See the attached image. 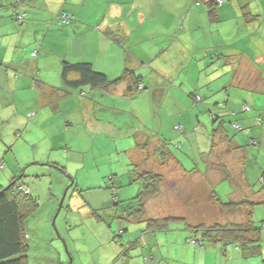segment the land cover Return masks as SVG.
Returning a JSON list of instances; mask_svg holds the SVG:
<instances>
[{"label":"crops","instance_id":"crops-1","mask_svg":"<svg viewBox=\"0 0 264 264\" xmlns=\"http://www.w3.org/2000/svg\"><path fill=\"white\" fill-rule=\"evenodd\" d=\"M24 2L17 6L23 17L18 21L14 0H0V159L8 164L7 175L31 172L39 175L52 165L63 167L71 175L75 167L78 174L85 166L84 159L72 151L79 142L75 126L80 120L86 132L93 136L92 146L94 132L99 127L112 133L128 129L125 134L132 142L127 141L123 151L130 164L159 171L164 176L160 193L146 200L144 221L137 213V201L133 200L141 191V181L131 180V176L125 181L124 174L110 161L109 170L99 167L92 174L91 179L96 183L90 182L86 190L102 189L101 178L110 172L118 185L117 202H113V193L106 191L99 203H89L90 209L104 211L102 215L106 218L100 220L91 213L94 220L107 228L117 223L118 232H123V245L112 237L116 246L103 255L108 261L125 260L141 242L135 237L124 239L127 226L144 227L146 222L143 232L149 233L154 226H149L148 219L176 217L173 219L186 220L190 233L197 235L200 232L192 231L193 227L238 222L237 212L246 214L244 207L225 210L226 202L261 200L264 195V0H229L220 9L219 20H212L207 12L200 10L195 0ZM61 11L73 13L75 19L64 26L55 24L54 16ZM110 30L133 36V41L128 43L132 47L130 56L110 37ZM36 50L37 54L33 55ZM63 59L89 61L112 80L126 67L133 68L144 77V91L128 95L129 85L121 81L103 88L87 85L82 88L86 95L78 91L65 93L60 90ZM197 94L201 101L195 100ZM244 105L250 111L244 110ZM32 112L35 114L30 115ZM123 113L135 116L132 125L120 117ZM259 117L263 118L260 125ZM98 121L106 124L99 125ZM219 121L224 122V127ZM235 122L249 130V136L236 130ZM178 124L183 125L182 131L174 128ZM251 138L258 143L251 142ZM159 147L170 150L166 159L165 155L160 156ZM183 148L187 154H194L198 160L196 167L189 158L176 153L175 150ZM0 176L5 178L4 174ZM191 181L198 189L182 200L181 214L151 217L149 203L171 202L178 195L177 186L183 193L184 186H190ZM200 192L203 204L211 205L212 215L205 220L199 212L192 213V205L200 202ZM168 195L171 196L167 198ZM217 209L220 217L214 215ZM224 212L229 214L225 223L221 220ZM244 220L242 217L241 221ZM106 235L100 240H106L108 231ZM144 243L150 244L146 235ZM127 248L130 249L121 255ZM160 256L163 259V252ZM147 258L143 264L154 256ZM105 262L99 257L93 264ZM151 264L162 263L153 260Z\"/></svg>","mask_w":264,"mask_h":264},{"label":"rangeland","instance_id":"rangeland-1","mask_svg":"<svg viewBox=\"0 0 264 264\" xmlns=\"http://www.w3.org/2000/svg\"><path fill=\"white\" fill-rule=\"evenodd\" d=\"M120 117L125 122H130L131 125L135 118L131 113H123ZM101 123L106 124L103 121H98L97 124L100 125ZM75 128L79 135V142L76 147H73L72 153L80 159L83 158L85 165L78 174L75 173L77 170L75 167L74 174L71 175L62 170L61 167L52 165L43 169L39 175L31 172L22 178V182L30 186L31 191L39 201V206L27 216L24 222V230L30 236L27 252L28 264H93V261L99 257L106 261L103 264H121L126 260L130 264H143L142 261L145 256H154L147 264H151L153 260L162 264H180L185 261H189L190 264H264V233L261 241L262 253L245 257L242 251L233 244H229L225 248L222 247L221 242L214 243L205 240L203 244H199L194 239H200L202 235L190 233L188 222L183 219L165 220L167 222L165 227L150 228L149 233L143 232L147 226L146 222L144 227L137 225L135 228H130L127 226L124 239L135 237L141 242L132 249L131 254L126 256L125 260L119 258L115 262L113 260L108 261L103 255L109 254L115 248V240H112V237L118 233L119 226H116L117 223L113 227L108 226L110 232L113 231L109 233L106 225L97 222L91 216L90 204L99 203L105 194L104 192L111 193V188L86 190L85 186L90 185V182L96 183L95 180L91 179V176L99 167L103 170H109V161L112 163L111 165H115V168L118 167L119 173H123V178L127 181L134 173L135 166L130 164L123 148L127 147V141H132L131 139L127 140L128 135L125 134V131L128 129L112 133L99 127L94 132L95 145L92 146L93 136L86 132L84 122L78 120ZM120 134L123 136L121 137ZM132 138L135 142L134 136ZM175 151L178 155L189 158L195 167L198 165V160L194 154H187L185 148ZM122 160L123 163H121ZM166 171L168 172L165 168L163 172L166 173ZM8 172L5 169L0 174L5 175L4 179L0 176V184L2 183L3 186H6L12 177V174L7 175ZM111 173L113 172L101 178L104 186L110 181ZM72 181L73 184L70 186ZM76 184L80 188L81 186L84 187L83 190H77ZM194 184L193 182L191 185L189 184L190 186L186 184L184 186L186 190L183 193H181V188L177 186L175 193L178 195L174 196L171 202L166 200L165 203L157 201L149 203L148 212L152 215L151 217L159 218L168 214L175 216L178 214L177 212L181 214L182 200H185L188 193L193 191V195L198 189L193 186ZM259 187L260 185L257 186L256 190ZM199 195L200 202H197L198 205H192V213L199 212L201 219L205 220V217L208 219L212 215L211 205L210 203L203 204L201 192ZM170 196L168 195L167 198ZM260 199L262 202L254 205L251 214V218L257 225H261L264 221V195ZM89 212L90 214L87 215ZM183 212L187 213L186 211ZM219 212L218 209L215 210L214 215L220 217ZM101 213L104 214V211ZM236 217V221H241L242 217H245L244 211H238ZM227 218H229V214L224 212L221 219L223 223L227 222ZM106 231H108V237L101 241L100 238L107 236ZM144 235L149 238L150 244L144 243ZM188 244L193 248L189 249ZM161 252H163V259L160 256Z\"/></svg>","mask_w":264,"mask_h":264},{"label":"trees","instance_id":"trees-1","mask_svg":"<svg viewBox=\"0 0 264 264\" xmlns=\"http://www.w3.org/2000/svg\"><path fill=\"white\" fill-rule=\"evenodd\" d=\"M195 2L197 3V7L200 10L207 12L211 16L212 20H219V11L229 2V0H195ZM24 3L25 2L22 4L24 5ZM18 5L19 4L16 5L15 3L13 9L16 12L18 21H21L23 17L19 15V9L17 7ZM63 15L66 16L65 19L63 18ZM74 19L75 15L73 13L61 11L54 16L53 22L59 26H64L72 22ZM109 35L115 42L123 46L126 49L127 56H130L129 54L132 53V47L130 48L128 43L133 41V36L122 35L120 32L115 30H110ZM36 54L37 50L33 52V55ZM62 78L63 87H61L60 90L64 91L65 93L78 91L81 95H86L82 91V88L87 85L103 88L121 81L126 82L129 85L127 89L128 95L134 96L137 93L144 91L143 75L138 74L133 68L130 67H126L119 77L112 80L104 71L95 69L92 63L89 61H70L68 59H63ZM201 99L202 97L200 94L195 95L196 101H201ZM244 110L250 111V107L248 105H244ZM34 114V112L30 113V115ZM262 119V117L257 119V122L259 123L258 125L262 123ZM223 123V121H219V124H221L222 127H224ZM233 126L236 130L240 131L244 135L249 136V130L242 128L236 122L233 124ZM174 128L178 129L179 131L184 129L183 125L181 124L176 125ZM254 139L255 138H251V142L258 143V141ZM158 151L161 154H159L160 156L165 155V159L166 154H168V157L171 153L170 150L165 151L161 147L158 148ZM132 165H134L135 168L133 169L134 173L131 174V180H139L142 183L141 191L136 197L133 198V200L137 201V213L139 217L146 221V200L149 197L156 196L160 193L164 176L159 171L144 170L140 169V167L136 164ZM7 168L8 164L6 161L4 159H0V174L5 169L7 170ZM61 168L62 170H65L63 167ZM26 175V173H20L17 176H13L6 186H0V264H28L27 252L29 249L28 239L30 236L27 231L24 230V222L27 216H29L39 206V201L37 196H35L31 191L30 186L25 182H22V178ZM117 177V179H119L120 175L118 174ZM72 184L73 181L70 183V186ZM117 186L118 185H116L115 180L111 177L108 184L102 187L106 189L111 188V193H113L114 197L113 202H117ZM75 187L77 189V184ZM92 189L93 188L87 190ZM64 196L61 200V206ZM258 203H261L260 200H253L250 198L243 199L238 203L226 202L225 205H227V208H225V210L227 209L235 211V209H241L244 207V209H246L245 220L238 222H228L226 224L214 223L211 225H199L193 227L192 231H198L202 235L200 239L194 240L200 242V244H203L205 240L214 243L221 242L223 248L229 244H233L237 249L242 251V254L245 257L261 254L263 250L261 241L263 239L264 233V221L261 225H257L251 218L253 207ZM91 213L100 220H106V218L102 215L103 213H101L97 208H93ZM173 218L176 217L148 219L147 221H149V226L161 228L165 227L167 223L165 220H170ZM122 234L123 232H118L114 235V239L123 245L124 240H122ZM193 234H195V232ZM127 245L130 246V243ZM129 249L130 248L123 249L121 255L125 254ZM143 259L148 261L146 256Z\"/></svg>","mask_w":264,"mask_h":264},{"label":"water","instance_id":"water-1","mask_svg":"<svg viewBox=\"0 0 264 264\" xmlns=\"http://www.w3.org/2000/svg\"><path fill=\"white\" fill-rule=\"evenodd\" d=\"M24 1H22V0H15V3H16V5L17 4H22Z\"/></svg>","mask_w":264,"mask_h":264},{"label":"built area","instance_id":"built-area-1","mask_svg":"<svg viewBox=\"0 0 264 264\" xmlns=\"http://www.w3.org/2000/svg\"><path fill=\"white\" fill-rule=\"evenodd\" d=\"M20 18V17H19ZM63 18L65 19L66 18V16L65 15H63Z\"/></svg>","mask_w":264,"mask_h":264}]
</instances>
